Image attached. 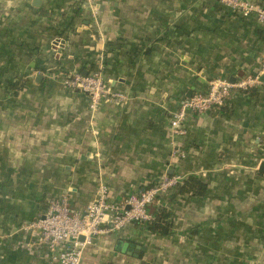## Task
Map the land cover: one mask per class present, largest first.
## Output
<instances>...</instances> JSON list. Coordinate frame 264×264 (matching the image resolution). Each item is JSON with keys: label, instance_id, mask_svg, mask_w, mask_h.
<instances>
[{"label": "crops", "instance_id": "crops-1", "mask_svg": "<svg viewBox=\"0 0 264 264\" xmlns=\"http://www.w3.org/2000/svg\"><path fill=\"white\" fill-rule=\"evenodd\" d=\"M263 59L264 25L214 0H0V264H55L20 231L52 198L80 212L100 184L121 203L165 175L198 177L207 194L164 200L171 235L133 224L96 237L82 264H264L263 78L188 114L172 141L184 156L169 138L182 100L256 75ZM92 65L124 96L95 113L55 77Z\"/></svg>", "mask_w": 264, "mask_h": 264}, {"label": "built area", "instance_id": "built-area-1", "mask_svg": "<svg viewBox=\"0 0 264 264\" xmlns=\"http://www.w3.org/2000/svg\"><path fill=\"white\" fill-rule=\"evenodd\" d=\"M223 7L242 17L253 14L257 22L264 25V8L250 0H214ZM94 10V9H93ZM63 86L72 92H80L88 98V108L95 113L102 103H116L124 96L112 91L101 69H94L86 76L79 71L57 73ZM264 77V59L259 72L234 83L224 79H214L208 83L205 93H198L182 100L178 110L169 120V138L174 157L184 156L173 139L184 136L183 127L188 114L203 115L226 106L233 92L248 91L262 84ZM264 85V84H263ZM264 161V147L260 162ZM182 181L179 176L165 175L155 185L129 195L121 203L110 201L109 190L100 184L95 198L83 211L71 210L66 196L52 198L45 213L20 227L22 232L36 234L37 244L45 250L55 264H82L84 251L93 245L98 236L118 233L133 224H146L153 220L148 208L157 198L168 194ZM82 238V240H80Z\"/></svg>", "mask_w": 264, "mask_h": 264}, {"label": "trees", "instance_id": "trees-1", "mask_svg": "<svg viewBox=\"0 0 264 264\" xmlns=\"http://www.w3.org/2000/svg\"><path fill=\"white\" fill-rule=\"evenodd\" d=\"M257 5L264 8V4ZM93 70L94 65H92L90 67V70L86 71V73H91ZM174 190L176 192L171 194ZM186 194H189L192 197L196 198H204L207 194V184L198 177H187L186 179L182 180L178 184V186L175 189L171 190L168 194L158 197L156 203L148 208V212L153 217L152 221L142 225H135L144 227L150 234L158 237H167L171 235L173 230V223L170 220V214L167 208L164 206V200L168 197L171 201L176 196Z\"/></svg>", "mask_w": 264, "mask_h": 264}, {"label": "rangeland", "instance_id": "rangeland-1", "mask_svg": "<svg viewBox=\"0 0 264 264\" xmlns=\"http://www.w3.org/2000/svg\"><path fill=\"white\" fill-rule=\"evenodd\" d=\"M155 185V184H154ZM231 226H230V230H232L231 232L228 233V236H227V240H228V244H238L237 243V238H238V230H237V227H236V222L235 221H232L230 220V223H229ZM247 232V231H246ZM240 233V232H239ZM241 234V233H240ZM214 235V233L212 234ZM219 235V234H218ZM243 235H245V238L247 237H250L251 239V233H244ZM215 236V235H214ZM224 236H226V234H224ZM250 241V240H249ZM214 244H221L219 241H213ZM226 244V243H225ZM249 244H252V243H249ZM231 251V250H230Z\"/></svg>", "mask_w": 264, "mask_h": 264}, {"label": "water", "instance_id": "water-1", "mask_svg": "<svg viewBox=\"0 0 264 264\" xmlns=\"http://www.w3.org/2000/svg\"><path fill=\"white\" fill-rule=\"evenodd\" d=\"M83 76H86V73H83ZM262 78L264 80V77H262ZM258 172L260 174H264V161L260 162L259 167H258ZM80 240H82V238H80Z\"/></svg>", "mask_w": 264, "mask_h": 264}]
</instances>
